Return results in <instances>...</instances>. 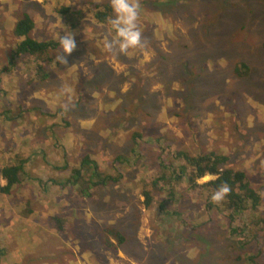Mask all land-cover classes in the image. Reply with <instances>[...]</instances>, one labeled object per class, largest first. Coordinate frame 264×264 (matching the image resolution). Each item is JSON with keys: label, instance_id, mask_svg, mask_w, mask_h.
Returning a JSON list of instances; mask_svg holds the SVG:
<instances>
[{"label": "rangeland", "instance_id": "rangeland-1", "mask_svg": "<svg viewBox=\"0 0 264 264\" xmlns=\"http://www.w3.org/2000/svg\"><path fill=\"white\" fill-rule=\"evenodd\" d=\"M105 3L0 0V167L23 161L19 181L0 193V264H247L224 260L234 250L264 264V223L230 237L224 217L204 210L205 196L182 183L178 202L168 203L177 212L161 220L164 192L150 190L147 206L141 194L157 169L151 137L162 135L172 150L215 152L225 167L242 168L261 195L264 220V0H139L146 46L129 55L104 48L115 32L92 13ZM60 5L81 20H62ZM23 13L34 24L30 37L57 42L46 54L43 81L34 74L35 58L11 54L19 40L12 25ZM65 28L75 32L77 47L60 64ZM239 63L246 70L238 76ZM61 86L73 89L67 111L57 99ZM132 131L144 135L140 157L119 165L113 158L130 156ZM84 154L119 179L78 195L69 171ZM111 226L123 246L112 247L111 233L104 236L109 245L103 242L102 230ZM256 230L259 250L250 239Z\"/></svg>", "mask_w": 264, "mask_h": 264}, {"label": "trees", "instance_id": "trees-1", "mask_svg": "<svg viewBox=\"0 0 264 264\" xmlns=\"http://www.w3.org/2000/svg\"><path fill=\"white\" fill-rule=\"evenodd\" d=\"M110 11L111 7L108 3L95 5V9L92 13L93 19L99 23H107ZM56 12L62 17V20L65 19L66 16H72L73 19L69 20V23L72 25H75V21H80V17L82 16L79 11L72 10L65 5L58 6ZM33 26V21L27 13H23L15 20L12 25L11 33L19 38V40L12 49L11 54H13L14 57L30 56L35 58L33 59L36 61L34 74L36 75L37 80L43 81L48 77V73L44 71L43 64L48 61L46 54L50 49L57 45V42L50 39L44 41L33 39L29 35ZM261 48L264 51V41L261 43ZM245 70L246 66L240 63L237 67H233L234 73L238 76L244 74L243 72ZM143 136L144 135H142L141 132L132 131L129 136L131 144L130 156L126 157L117 155L113 158V162L118 163L119 165H132L135 160L140 157V153L136 152V150L138 149L139 142L143 139ZM151 141L156 149H158V154L155 156L157 169L154 175H150L147 181L145 180L146 182L143 181V185H147V187L143 189L141 194L143 196V203L147 206L151 202V195L149 194L150 190H156L159 193L164 192L166 198L160 200L157 204L159 209L157 214L158 220H161L163 217L172 216L174 213L173 211L175 210H173L168 203L178 202L177 198L179 197V194L176 193V186L179 185V183H182L191 195L197 196L198 194H203L205 196L204 210L207 212L213 211L212 209L217 210L218 214L224 217L226 220V227H230L228 231L230 237L242 235L244 232L243 230H248L250 225L258 226L259 224L264 223L263 218L259 216L258 212L261 203V195L256 189L250 186L247 180V174L242 168L237 169L225 167V156L215 152L210 151L206 153L189 154L184 150H172L171 147L165 143L162 135H154L151 137ZM166 154H169V157H167ZM22 169L23 161L21 160H16L12 164L8 163L7 165L0 167V179L4 181L3 184H0V193H7L8 189L19 181V175L21 174ZM208 173L215 174L218 179L212 182H197L198 179ZM69 175V184L70 186L76 187L78 195H89L92 190L106 185L109 181H115L120 177L119 174L111 176L99 171L95 160H93L88 154H84L79 158L77 165L72 167L69 171ZM80 176L82 177L85 186H77V183H80ZM141 179H146V177L142 176ZM66 181H68V178ZM225 183L231 188V192L223 201L219 203L213 202L211 200L213 192ZM176 212L177 211H175V213ZM180 214H182V211H180ZM48 221L57 230L61 229V220L58 217H52ZM240 224L241 226L239 227L238 225ZM258 230H256L255 233L250 234V239L254 241L256 250H259L258 241L255 237ZM261 230L262 229L260 228V231ZM105 233L112 234L114 241L116 242L112 247L124 245L123 235H121L114 227H105L102 230V240L109 245L104 237L106 235ZM241 238L243 237H239L238 240H241ZM137 246H139V244ZM235 246L238 247L236 242ZM36 249L37 247L31 248L30 252H35ZM140 252L142 254L143 249H140ZM240 256L241 255L238 254V251L234 250L229 255L224 256V260L232 258L233 260L238 261L242 258L247 264H259L256 261L257 255L246 254L243 257ZM99 263L108 264L104 260H100Z\"/></svg>", "mask_w": 264, "mask_h": 264}, {"label": "clouds", "instance_id": "clouds-1", "mask_svg": "<svg viewBox=\"0 0 264 264\" xmlns=\"http://www.w3.org/2000/svg\"><path fill=\"white\" fill-rule=\"evenodd\" d=\"M113 15L108 23L115 32V39L106 40L104 48L109 52L129 55L130 50L142 51L145 49L146 41L139 25V0H109ZM171 30V25H167ZM59 35V34H58ZM75 32L64 29V34L59 35L60 53L55 57L60 64H67V56L76 49L77 43ZM73 89L61 86L57 99H64L63 108L67 111L72 106ZM218 179L213 173H208L204 180L212 182ZM231 192V188L225 183L215 190L211 200L215 203L223 201Z\"/></svg>", "mask_w": 264, "mask_h": 264}, {"label": "crops", "instance_id": "crops-1", "mask_svg": "<svg viewBox=\"0 0 264 264\" xmlns=\"http://www.w3.org/2000/svg\"><path fill=\"white\" fill-rule=\"evenodd\" d=\"M96 2H97V0H96ZM69 8V7H68ZM93 17V16H92ZM81 18H82V16L80 17V20H81ZM39 245H37L36 247H38Z\"/></svg>", "mask_w": 264, "mask_h": 264}]
</instances>
